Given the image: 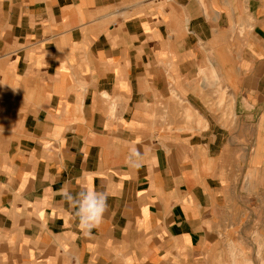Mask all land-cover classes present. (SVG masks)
<instances>
[{
  "label": "crops",
  "instance_id": "obj_1",
  "mask_svg": "<svg viewBox=\"0 0 264 264\" xmlns=\"http://www.w3.org/2000/svg\"><path fill=\"white\" fill-rule=\"evenodd\" d=\"M0 264H264V0H0Z\"/></svg>",
  "mask_w": 264,
  "mask_h": 264
},
{
  "label": "clouds",
  "instance_id": "obj_2",
  "mask_svg": "<svg viewBox=\"0 0 264 264\" xmlns=\"http://www.w3.org/2000/svg\"><path fill=\"white\" fill-rule=\"evenodd\" d=\"M128 166L132 169H139L143 164L142 154L135 148L131 149L127 158ZM65 199L70 202L74 209L75 218L78 220L80 229L85 236L91 234L103 221L107 211V194L103 191H95L85 188L75 195L65 192Z\"/></svg>",
  "mask_w": 264,
  "mask_h": 264
}]
</instances>
